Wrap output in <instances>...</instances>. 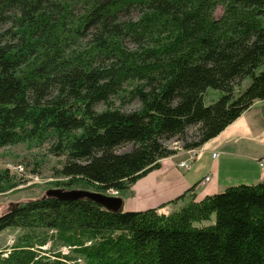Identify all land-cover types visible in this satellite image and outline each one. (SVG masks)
<instances>
[{
  "label": "trees",
  "instance_id": "16d2710c",
  "mask_svg": "<svg viewBox=\"0 0 264 264\" xmlns=\"http://www.w3.org/2000/svg\"><path fill=\"white\" fill-rule=\"evenodd\" d=\"M0 29V148L52 139L58 187L124 196L178 154L166 142L199 149L264 101V0H0ZM210 88L224 94L206 106ZM13 180L0 172V194ZM193 190L170 214L16 205L0 216V234L18 232L0 264H264V180Z\"/></svg>",
  "mask_w": 264,
  "mask_h": 264
},
{
  "label": "crops",
  "instance_id": "0c3cea01",
  "mask_svg": "<svg viewBox=\"0 0 264 264\" xmlns=\"http://www.w3.org/2000/svg\"><path fill=\"white\" fill-rule=\"evenodd\" d=\"M259 131L264 133V101H257L220 136L207 143L190 172L178 167L183 160L178 154L172 156L174 159H164L159 169L137 181L126 195H120L125 202L124 210L135 212L164 207L161 212H173L184 202L174 201L191 187H196V198L201 200L231 185L262 182L259 160L264 158V136L258 135ZM214 152L218 153V158L212 157ZM206 176L211 177L210 182L200 186Z\"/></svg>",
  "mask_w": 264,
  "mask_h": 264
},
{
  "label": "rangeland",
  "instance_id": "374dc122",
  "mask_svg": "<svg viewBox=\"0 0 264 264\" xmlns=\"http://www.w3.org/2000/svg\"><path fill=\"white\" fill-rule=\"evenodd\" d=\"M223 13V9L218 10V16ZM3 29H0L2 31ZM264 71V66L258 69L257 74ZM253 82L251 77H247L241 82H238L235 85V96H238L241 92L247 89L250 84ZM223 92L208 89L204 95V103L206 106L212 105L217 102L222 96ZM116 107H119V102L116 101ZM141 104L139 101H133L128 105L122 107V110L126 112H135L141 109ZM105 109V105H99L98 110ZM198 127L190 128L188 135L184 140H192L194 137H197ZM261 134L264 136V133L261 131L258 132V135ZM214 144V143H213ZM165 145L170 148L172 151L178 152V157L180 156L183 160L178 164V167L181 168L184 172H190L195 162L198 160L200 155L204 153L206 145L199 149L186 151L183 149V143L178 140H173L166 142ZM54 141L49 139L43 144L37 142H27L22 143L16 146H10L5 148H0V172L9 171L10 176L14 179L15 187L7 190L6 192L0 194V216L11 211L14 206L26 203L29 201H34L38 199H43L46 192L51 189H66V190H90L96 192L95 188L90 187L89 189L76 188L75 187H58L55 183L67 181L68 178L57 175V171L61 170L66 162L65 157H57L52 152L54 149ZM132 144H127L123 147H120L117 150L118 154H125L131 152L133 149ZM213 158H218V153L214 152L212 154ZM171 159L172 156L168 157ZM167 159V158H165ZM164 160V159H163ZM161 160L160 163L163 161ZM264 161V158L259 160V166L261 169L262 178H264V171L261 167V162ZM211 180L210 176H206L200 183V186H205ZM245 185H255L251 183H240ZM233 186V185H231ZM236 186V185H234ZM194 189V190H193ZM196 187H191L188 191L193 190L195 195ZM95 190V191H93ZM187 191V192H188ZM117 191H109V196L112 197H121ZM196 196V195H195ZM122 198V197H121ZM123 199V198H122ZM202 200V199H201ZM176 201V200H175ZM186 202H183V205L179 210L185 205ZM156 209V208H152ZM164 213L170 214V211H163ZM16 230H8L0 234V249H5L13 245L16 236Z\"/></svg>",
  "mask_w": 264,
  "mask_h": 264
},
{
  "label": "water",
  "instance_id": "95a60500",
  "mask_svg": "<svg viewBox=\"0 0 264 264\" xmlns=\"http://www.w3.org/2000/svg\"><path fill=\"white\" fill-rule=\"evenodd\" d=\"M52 198L67 202L88 200L112 212L123 211L125 204L124 200L121 197H112L107 194L92 192L90 190L51 189L48 190L43 197V199Z\"/></svg>",
  "mask_w": 264,
  "mask_h": 264
},
{
  "label": "built area",
  "instance_id": "2783aa9c",
  "mask_svg": "<svg viewBox=\"0 0 264 264\" xmlns=\"http://www.w3.org/2000/svg\"><path fill=\"white\" fill-rule=\"evenodd\" d=\"M261 167L263 168V171H264V161L261 162ZM115 193H118V192H115Z\"/></svg>",
  "mask_w": 264,
  "mask_h": 264
}]
</instances>
